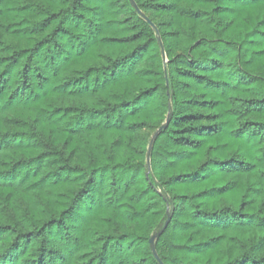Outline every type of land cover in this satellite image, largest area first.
Wrapping results in <instances>:
<instances>
[{
  "label": "trees",
  "instance_id": "trees-1",
  "mask_svg": "<svg viewBox=\"0 0 264 264\" xmlns=\"http://www.w3.org/2000/svg\"><path fill=\"white\" fill-rule=\"evenodd\" d=\"M154 253L264 264V0H0V264Z\"/></svg>",
  "mask_w": 264,
  "mask_h": 264
},
{
  "label": "water",
  "instance_id": "water-1",
  "mask_svg": "<svg viewBox=\"0 0 264 264\" xmlns=\"http://www.w3.org/2000/svg\"><path fill=\"white\" fill-rule=\"evenodd\" d=\"M130 1H132V0H130ZM148 21H149V19L146 17V16H144ZM154 239H155V236H152L151 237V239H150V243H153L154 242ZM155 254V257L158 259V261L160 262V264H163L162 262H161V260L159 259V257H158V255L156 254V253H154Z\"/></svg>",
  "mask_w": 264,
  "mask_h": 264
}]
</instances>
